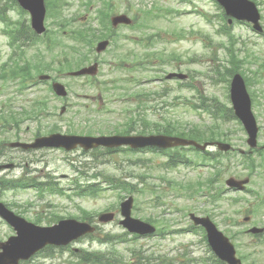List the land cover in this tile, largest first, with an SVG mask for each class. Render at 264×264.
<instances>
[{
  "label": "rangeland",
  "instance_id": "374dc122",
  "mask_svg": "<svg viewBox=\"0 0 264 264\" xmlns=\"http://www.w3.org/2000/svg\"><path fill=\"white\" fill-rule=\"evenodd\" d=\"M71 4V10L69 14L72 15L77 11V14H81V17L86 20L88 15L81 9V4L79 0H69ZM263 3L261 9L264 6V0H258ZM113 13H125L128 9V3L123 0H113ZM131 6L135 9L145 7L147 9L152 8L155 4L157 7H169L173 9H178L182 12V15L172 17L165 20L157 21H147L143 23V26H139L134 30H126L122 27L117 30L116 43L109 47L108 51L96 56L93 52L91 55L90 63L96 57L100 61L99 71L97 76L92 79H86L90 84V88L85 85L84 88H80V84L84 81L82 80H61L64 85L66 84L67 90L69 91V96L66 100V105L61 103L60 100L55 99L46 86L42 85L39 88V93L35 96L39 97V100L45 104V112L50 115L48 120L40 119L38 122L31 121L30 119H25L16 129L6 128V133L0 136L1 142H12L20 140L23 142H28L33 139L35 135L39 132L42 136L47 135L50 131H56L59 134H64L68 131L79 132L83 127H88L92 125L96 115H90L93 110L94 104L97 101H101L105 104L103 107L109 110H117L125 106L119 98H111V96L116 95L115 90L112 89V85H119L122 79L126 77H134L142 80L143 83L138 86L141 90L151 91L152 93H159L160 97L155 98L152 103L157 108V113L160 116L162 113L168 112L175 119H182L183 123L197 124L202 121L207 122V116L199 117L194 111L186 108L185 104L182 102L192 96H195V90H188L178 84V81H169L166 87L163 89L159 87V83L147 82L148 74H143L139 71H128L116 70L122 61L123 56H128L129 50L133 51L137 57L140 55L153 53L156 58L165 61L167 67L164 68L165 71L181 72L188 74L191 78L189 82L195 89H199L205 86L208 94H213L212 96L217 97L222 102L225 99L221 96L224 85L219 86V88H213L209 85V78L211 76V69H216L218 66H223L228 68L229 65L226 63V58L224 53L219 50L218 44L225 43V39L218 37L215 31L218 29L221 23L213 21L212 23L206 22L204 13L209 16L217 15V8L212 3L211 0H186V2H180V0H130ZM134 9V10H135ZM261 15L263 19L261 24L264 25V7L261 9ZM219 13V12H218ZM134 12L130 14L132 17ZM9 17L13 20L21 21L22 19L28 20L27 15L23 14L21 17H17L16 14L9 13ZM91 18V17H90ZM89 18V19H90ZM218 20V19H217ZM92 23V22H90ZM28 22L26 23V25ZM47 30L50 33L55 32L56 28L48 22L46 23ZM96 27V25H94ZM232 31L236 36L240 38L241 41L246 43V48L254 53L257 57L264 61V40L260 39L252 34V32L244 25L233 26ZM153 33H158L161 38L157 41H153V46L147 52L143 47L139 45H134L132 43L122 42V35L131 38H147ZM183 37V38H180ZM180 38V39H178ZM160 50V54L156 51ZM9 48L5 47V38L0 36V64L6 61L7 56L10 54ZM130 59H128L129 61ZM160 63L159 61H156ZM89 62H86L88 64ZM89 63V64H90ZM132 66V65H128ZM243 69V68H242ZM223 70V68H220ZM15 84L2 83L0 82V88L3 94L6 92V96L0 97V101L5 100L10 97L11 91L13 90ZM94 85V88H91ZM129 87V86H128ZM136 89V88H135ZM137 90V89H136ZM254 93V106L253 113L257 120V125L263 130L259 129L257 143L258 147L261 149V153L264 154V106L260 105L261 101L257 98V95L264 98V83L251 87ZM216 94V95H214ZM29 91L26 92L28 97ZM94 99L97 101L95 102ZM95 102V103H94ZM173 103L175 105H173ZM264 103V102H263ZM227 104V102H226ZM82 105H86L90 112L83 110ZM61 107H65L64 113H60ZM116 114H105L102 111L97 118V121L102 122L108 128L106 130H112L111 127L116 126L117 120L119 119L120 112ZM89 115H87V113ZM87 116V117H85ZM89 116V117H88ZM92 116V117H91ZM74 117L71 121V127L69 128L67 119ZM88 118L90 123L80 124L78 121ZM208 123V122H207ZM14 128V127H11ZM222 130L226 134H230L229 140L232 146L236 149H241L247 151V146H245V138L240 127L235 123L224 124L221 126ZM105 130V131H106ZM140 130V129H139ZM77 134V133H76ZM18 138H16V137ZM7 148V147H6ZM2 149V147L0 148ZM213 150V149H211ZM193 155V154H188ZM253 157H257L254 155ZM165 161V157L161 155H152V153L143 154H129V153H116L113 155H101L100 153L89 154L77 150L71 153H66L58 150H39L32 153H22L19 150L2 149L0 152V164L13 163L15 167L1 174L2 180H18L20 178H38L44 182H52L62 186L65 190L69 189L75 181L81 184H86V182H92V178L96 177V182H101L103 177L107 174L113 176L115 179L123 180L129 178L131 175L143 176L142 182L148 184L150 187L154 188L153 194L155 196H160L161 199L165 200L164 203L171 205V211L173 208L177 207L180 210L183 208H200L199 203L193 205L186 200L178 198L165 188V183L162 182L161 178L173 180L175 182H184L183 180L185 174L188 178L196 180L200 178L198 174H202V170L199 172H190L183 167H179L168 174V172L163 171L160 167L157 168V164H161ZM160 169V170H159ZM153 171V172H152ZM258 170L257 172H260ZM232 170L229 175L244 173ZM206 175L207 172L205 171ZM235 173V174H233ZM228 176H225V178ZM246 177L243 175L244 178ZM250 178L249 189L256 192L260 197H264V172L261 174H254ZM136 183L137 180H133ZM120 194V195H119ZM43 199H38L34 192L27 191H15V192H0V202L4 204H10L11 210L28 221L33 222V218L37 213L41 214V218H48L52 213H57L60 216L67 215H79L77 206L89 211L92 214L98 215L104 212L106 208H112L117 206V201L119 196L125 198L127 195L122 192L109 190L99 195V197L92 198H79L75 199L73 202L68 201L65 198L50 197L47 192L43 193ZM239 197H245L247 201L252 202V205L256 204V198L253 195H239ZM134 200L137 199V210L133 213L136 218L143 220V217H151L155 220H160V214L162 208L153 209L151 206H147L148 200L150 199L149 192L144 195H133ZM254 198V200H253ZM248 204L243 202V206ZM239 207V205L237 206ZM170 211V214H171ZM158 217L160 219H158ZM178 220L179 216L175 215L172 211L171 215L164 216V219ZM119 217L117 216L112 224L101 226L103 233H109L112 235L120 234L123 231L118 225ZM222 216L215 213V221L218 224V228L225 232V225L222 223ZM96 221V220H95ZM253 222L257 223V226L264 227V217L255 218ZM40 226H47L46 223L40 224ZM179 226L185 228L181 222ZM241 228V227H240ZM236 231V230H235ZM101 234V237L103 235ZM11 235L10 228L0 220V241L5 240ZM197 237L183 235L176 239L175 242L180 244L199 242ZM138 247L142 250H148L146 255L149 256L152 250H160L163 246L166 251L173 248L175 243H170L166 240L162 241L156 238L153 239H141L139 240ZM166 241V242H165ZM247 239L244 236H240L237 242L234 241V246L237 255L242 256L248 252H253L250 254L251 258L248 263H251L252 259H255V264H264V244L260 243L257 245H251L246 242ZM123 254H127L126 249L128 245H119ZM199 250H203L202 245H197ZM79 249H86L89 251H104L105 246L96 243V241L90 240H79L78 242L69 246L66 251L60 253H55L53 259L35 258L29 262L23 264H72L73 258L70 255L71 251H77ZM146 264H157L155 261Z\"/></svg>",
  "mask_w": 264,
  "mask_h": 264
},
{
  "label": "water",
  "instance_id": "95a60500",
  "mask_svg": "<svg viewBox=\"0 0 264 264\" xmlns=\"http://www.w3.org/2000/svg\"><path fill=\"white\" fill-rule=\"evenodd\" d=\"M225 3H224V6L227 8V9H230L231 11L233 12H238V16L239 17H242L241 14H239V11H236L234 9V5H233V1L232 0H224ZM246 14V18L249 19V20H253L254 19L251 17V15L248 13V12H244ZM33 25H34V22H33ZM35 27L37 28L38 31H40V27H38L36 24H35ZM239 116L241 117L243 123H244V126L246 128V130L248 131L249 135L251 136V141L253 140L254 138V132H255V125H254V122H253V119L252 117L250 116L249 112H248V109L245 108V109H242L238 112ZM70 139H65V138H56L54 139L53 141L51 139H41V140H38L34 145H32V147L34 148H39V147H44V146H64L66 148H70V143H66L64 141H68ZM97 141V140H95ZM104 141V140H103ZM107 142L108 144H110V141H105ZM155 142H159L162 146L164 147H170L172 145H178V144H186V143H189V142H182V141H179V140H172V139H169V138H151V139H147L145 140L144 142L140 141V144H137V145H134V146H149V145H152L153 143ZM0 214L3 215V216H10L9 214H7L5 212V210H3L1 207H0ZM125 216H128V212H124L123 213ZM125 226H127L130 230L134 231V230H139L140 229V226L135 223V222H131L129 220H126L124 223H123ZM19 229V232L21 231L20 228H17ZM61 233H57L55 234L52 238H50L49 240H52L54 238H57V236H59ZM70 233L69 232H65V235H69ZM30 235V234H29ZM25 237V236H24ZM28 238V237H26ZM24 239L25 241H27V243H29V240L27 239ZM61 242H64L63 240ZM30 244V243H29ZM13 249L14 250H18L19 253L21 254H25L27 255L29 253V251H23L22 249L20 248H17V245H14L13 246ZM17 252V251H15ZM224 257H226L227 261L230 263V264H238L237 261H235L233 259V251L227 247L224 251Z\"/></svg>",
  "mask_w": 264,
  "mask_h": 264
},
{
  "label": "trees",
  "instance_id": "16d2710c",
  "mask_svg": "<svg viewBox=\"0 0 264 264\" xmlns=\"http://www.w3.org/2000/svg\"><path fill=\"white\" fill-rule=\"evenodd\" d=\"M190 133V132H189Z\"/></svg>",
  "mask_w": 264,
  "mask_h": 264
}]
</instances>
